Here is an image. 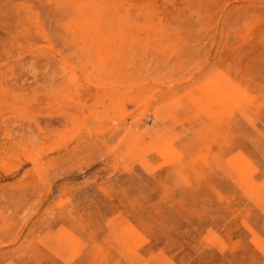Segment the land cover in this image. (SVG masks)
Wrapping results in <instances>:
<instances>
[{"label": "rangeland", "instance_id": "374dc122", "mask_svg": "<svg viewBox=\"0 0 264 264\" xmlns=\"http://www.w3.org/2000/svg\"><path fill=\"white\" fill-rule=\"evenodd\" d=\"M0 264H264V0H0Z\"/></svg>", "mask_w": 264, "mask_h": 264}, {"label": "bare ground", "instance_id": "6f19581e", "mask_svg": "<svg viewBox=\"0 0 264 264\" xmlns=\"http://www.w3.org/2000/svg\"><path fill=\"white\" fill-rule=\"evenodd\" d=\"M245 12V11H244Z\"/></svg>", "mask_w": 264, "mask_h": 264}]
</instances>
